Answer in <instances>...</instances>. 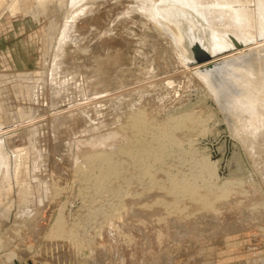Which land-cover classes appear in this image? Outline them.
Instances as JSON below:
<instances>
[{
	"label": "rangeland",
	"instance_id": "374dc122",
	"mask_svg": "<svg viewBox=\"0 0 264 264\" xmlns=\"http://www.w3.org/2000/svg\"><path fill=\"white\" fill-rule=\"evenodd\" d=\"M41 1L0 7V156L27 187L0 264H264V112L222 118L136 0Z\"/></svg>",
	"mask_w": 264,
	"mask_h": 264
},
{
	"label": "water",
	"instance_id": "95a60500",
	"mask_svg": "<svg viewBox=\"0 0 264 264\" xmlns=\"http://www.w3.org/2000/svg\"><path fill=\"white\" fill-rule=\"evenodd\" d=\"M82 1L75 0L70 7ZM143 1V13L181 49L184 65L195 69L194 75L222 118L228 122H233L232 117L253 122L258 111L264 112V32L259 30L263 4L259 5L258 0L241 5H231L226 0ZM241 8L249 10L254 18L246 38L237 37L230 27L235 23L236 10ZM177 31L182 36L180 46ZM5 124L0 125V131L8 128Z\"/></svg>",
	"mask_w": 264,
	"mask_h": 264
},
{
	"label": "bare ground",
	"instance_id": "6f19581e",
	"mask_svg": "<svg viewBox=\"0 0 264 264\" xmlns=\"http://www.w3.org/2000/svg\"><path fill=\"white\" fill-rule=\"evenodd\" d=\"M39 1H41V0H39ZM69 1H70V6L74 4L73 3L74 1H71V0H69ZM136 1H137L136 3H138V5H139V6H137V10L141 11V12L145 11V8H143L144 7V1L143 0H136ZM226 1H227V3H230L231 5H235L236 3L238 5H241L243 3H249L248 0H226ZM258 1H259V5H262V4L264 5V0H258ZM48 3H49V1H48ZM46 5H47V0L43 1V2L41 1L40 3H38V9L43 10V9H45ZM53 5L55 6L56 4L53 3ZM14 6H15V4L13 3V4L9 5V7H8L9 10L11 11V13H13L15 10ZM235 7H237V6H235ZM235 7H234V9H235ZM55 8L57 9V7H55ZM236 11H237V15L233 19L236 24L233 22L230 25L231 30L233 32H235V35L237 37L246 38V34L249 33L248 28L250 27V23L252 22V19L254 20V18H251L252 13H250V11L245 9V8L244 9L241 8L240 11L239 10H236ZM259 20H261L259 22V30L264 32V7H260ZM178 22H179V24L181 23V21H178ZM180 35H181L180 32L177 31L176 37H177L178 46H180L179 43L181 42V37H182ZM9 121H10V119H9V116L6 115V111L2 108V106H0V125H3L4 123L9 122ZM17 168H19V165ZM25 169H26L25 164H23L22 168L14 170L13 173L11 174L9 172L7 166H6V163L4 162V158L0 156V209L4 211V214L9 209V206H10L9 194H10V190H13V189H11L10 176H12V180H13L12 182H14V184H16V186H17V189H16L17 191H16V193L14 192V194H16V197L18 200L17 204L21 203L23 205L27 201V196L25 195V192H27L26 191L27 187L23 188L24 185L22 184L25 181V176H26V170Z\"/></svg>",
	"mask_w": 264,
	"mask_h": 264
},
{
	"label": "crops",
	"instance_id": "0c3cea01",
	"mask_svg": "<svg viewBox=\"0 0 264 264\" xmlns=\"http://www.w3.org/2000/svg\"><path fill=\"white\" fill-rule=\"evenodd\" d=\"M2 1H5V0H0V7H1V5H2V4H1Z\"/></svg>",
	"mask_w": 264,
	"mask_h": 264
}]
</instances>
